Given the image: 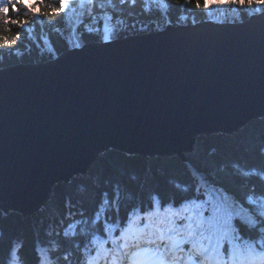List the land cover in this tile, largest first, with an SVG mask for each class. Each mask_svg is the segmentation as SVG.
Returning a JSON list of instances; mask_svg holds the SVG:
<instances>
[{"label": "water", "instance_id": "water-1", "mask_svg": "<svg viewBox=\"0 0 264 264\" xmlns=\"http://www.w3.org/2000/svg\"><path fill=\"white\" fill-rule=\"evenodd\" d=\"M165 28V27H164ZM264 117V16L85 43L0 69V208L31 213L109 149L191 152Z\"/></svg>", "mask_w": 264, "mask_h": 264}, {"label": "snow or ice", "instance_id": "snow-or-ice-1", "mask_svg": "<svg viewBox=\"0 0 264 264\" xmlns=\"http://www.w3.org/2000/svg\"><path fill=\"white\" fill-rule=\"evenodd\" d=\"M189 5L195 9L193 16L211 15L213 8L239 10L248 18L264 16V0H175L174 4L171 0L168 3L163 0H0V50L14 52L26 36H31L34 24L44 21L55 24L65 19L70 22L77 9L83 10L79 15L87 13L92 22L98 17L103 19L102 39L107 43L114 30L109 23L114 16L105 11L108 7L115 12L127 7L129 15L134 14L137 6L143 15L163 10L165 28L159 30L164 31L172 26L167 16L171 9L187 12ZM186 18L181 14L177 23ZM115 19L117 24H124L119 16ZM80 23L87 33L99 31L83 20ZM75 47L81 45L77 43ZM257 151L264 156V143ZM228 167L227 164L217 167L214 175L195 169L200 178L194 185H174L184 193L179 199L172 196L165 200L159 192L149 191L147 205L143 199L128 205L123 218L120 210L126 201L121 195V185L116 182L112 186L110 182L91 217L84 219L85 212H74L70 205L60 221L62 225L68 221L63 232L48 235L74 238L77 225H93L91 231L80 228L86 242L82 248L76 245L81 253L76 264H264V192L257 193L255 183H248V191L238 197L225 186ZM253 177L264 182V169L231 166V178L247 183ZM11 211L0 208V218H7ZM76 215L81 219H74ZM51 243L50 249L39 246L34 249L37 264H57L60 257L48 253L58 251L59 243L56 240ZM22 247L21 242L12 241L7 264H24L20 255ZM63 259L69 261L67 252Z\"/></svg>", "mask_w": 264, "mask_h": 264}, {"label": "trees", "instance_id": "trees-1", "mask_svg": "<svg viewBox=\"0 0 264 264\" xmlns=\"http://www.w3.org/2000/svg\"><path fill=\"white\" fill-rule=\"evenodd\" d=\"M163 2L168 3L169 0ZM171 2L174 4L175 0ZM82 11L77 9V15L73 16L70 22L65 19L55 24H50L48 21L34 24L31 36H26L14 52L0 50V69L17 64L45 63L68 51L70 45L75 47L77 43L82 45L101 42V38L97 35L98 31L85 32L80 20L100 31L102 18L98 17L96 22H92L88 19L87 13L79 15ZM105 11L114 16L112 22L118 27L114 34L115 39L148 34L165 27L163 10L153 11L149 15L141 14L139 6L133 15H129L127 7L122 12H115L111 7L106 8ZM194 11L191 5L188 6L187 12L173 7L167 16L171 18L172 26H178L192 24L193 20L195 23L210 20L220 12L217 9L211 11V15L193 16ZM181 14L187 18L177 23V18ZM116 16L124 22L123 25L116 23ZM247 18L238 13V21H245ZM133 24L135 27H130ZM261 143H264V117L253 119L230 134L217 132L196 135L193 149L184 154V160L175 154L143 156L116 149L101 152L84 172L73 175L68 181L54 184L47 199L33 212L21 214L11 211L7 218H0V230H2L0 264H7L8 251L13 240L23 245L20 255L24 264H37V254L34 249L39 245L50 249L53 240L59 243V250L50 251L49 256L60 257L57 264H72V254L76 249L73 243L76 238H66L62 235L49 236L48 233L56 231L62 233L68 221L65 220L63 225L60 221L67 215L70 205L74 212L84 211V219L91 217L102 191L109 188L110 182L112 186L119 182L121 195L126 201L121 207L120 216H124L127 206L132 203H139L141 199L145 204L148 203L149 191L159 192L165 200L172 196L179 199L184 193L174 187L176 183L191 187L200 178L195 169L214 175V170L224 164L229 166L227 169L229 178L225 179V186L238 197L248 191V183H255L257 193L264 192V182L254 177L247 183L231 178L233 164L239 165L242 169L253 167L264 169V156L257 151ZM74 219L79 220L81 217L76 215ZM65 252L69 254V261L63 259Z\"/></svg>", "mask_w": 264, "mask_h": 264}, {"label": "rangeland", "instance_id": "rangeland-1", "mask_svg": "<svg viewBox=\"0 0 264 264\" xmlns=\"http://www.w3.org/2000/svg\"><path fill=\"white\" fill-rule=\"evenodd\" d=\"M217 9L218 8H213V9H211V11H216ZM219 11L220 12L215 14L213 16V18H210V20H212L214 22H218V23H237V22H240V21H238V13H239L238 10H233L230 8H223V10L219 9ZM101 20H102L101 30L97 32L98 33L97 35H99V37L103 41L102 36H103V23H104V21H103V19H101ZM109 23H110V25L114 26L112 39H111V40H113V38L115 37L114 34L116 33L118 27H116L117 25L114 22H112V20L109 21ZM72 48H73V46L70 45V49H72Z\"/></svg>", "mask_w": 264, "mask_h": 264}]
</instances>
